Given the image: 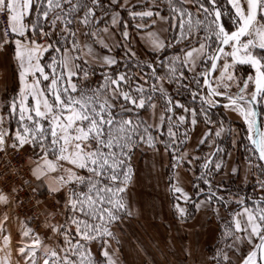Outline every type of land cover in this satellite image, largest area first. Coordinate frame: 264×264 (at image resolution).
Returning <instances> with one entry per match:
<instances>
[{"label":"snow or ice","instance_id":"1","mask_svg":"<svg viewBox=\"0 0 264 264\" xmlns=\"http://www.w3.org/2000/svg\"><path fill=\"white\" fill-rule=\"evenodd\" d=\"M137 34L150 54L138 50ZM0 50L11 51L17 83L0 101V153L36 157L19 184L6 170L0 202L32 204L46 189L50 206L60 209L45 216L62 237L58 248L23 229V264H121V233L137 214L129 196L135 163L148 152L170 157L174 174L166 184L180 223L201 212L223 221L217 248L201 264H264L257 111L264 105V0H0ZM237 65H250L254 75L238 76ZM217 109L238 114L247 144ZM224 136L232 137L231 148L219 142ZM194 138L209 151L190 152ZM240 147L249 153L247 168L259 173L262 195L250 205L221 192L224 175L241 171L232 159ZM196 163L200 175L190 192L179 170ZM41 203L49 201L35 200ZM233 203L239 211L225 218L221 208ZM56 214L63 221L54 222ZM8 219H0V264H12Z\"/></svg>","mask_w":264,"mask_h":264},{"label":"crops","instance_id":"2","mask_svg":"<svg viewBox=\"0 0 264 264\" xmlns=\"http://www.w3.org/2000/svg\"><path fill=\"white\" fill-rule=\"evenodd\" d=\"M133 2L139 4L141 0H133ZM169 35H172V33L170 32ZM137 40L138 50L150 54L147 40L141 39L140 34H137ZM14 67L15 62L12 60L11 51L0 50V75L2 79L0 82V95H4L5 92H12L17 87L12 72ZM10 87H13V90H9ZM184 99L188 101L187 96ZM216 111L218 113L217 118H223L226 123H230L234 128L241 130L242 143L247 144V141L243 140V129L246 126L238 114L221 109ZM141 115L147 114L142 112ZM262 118H264V113ZM261 126H264V119L261 121ZM197 132H199V129H197ZM231 139V136H224L220 138L219 142L222 146L231 148ZM162 151L161 149V153ZM189 151L196 155H202L208 152L209 148L206 144L197 146L196 138H194L189 146ZM247 155L249 153L244 147H240L238 150L233 149V163L237 164L241 171L239 175H224L221 192H225L223 191L224 185L230 184L235 187L249 185L250 189L254 186L258 190L259 186L256 181L259 173L255 170L250 171L247 168L244 160ZM169 160L170 157L168 156H153L151 152L140 154L136 160L135 167L138 172L132 185H130L129 196L137 214L125 223L124 230L121 233L122 247L118 254L121 264H201L202 260L214 253L220 242L218 226L223 221L211 213H196L193 218L184 223H180L174 217V209H172L170 203L171 195L166 184L169 177L174 174ZM253 160H255L254 157ZM179 171L181 186L192 192V185L197 182L196 177L200 175L199 163H196L194 167L184 165ZM52 177L55 178L53 174ZM216 179H220V177H216ZM201 186L206 189V186ZM42 190L46 192V189ZM226 194L242 195L240 192H226ZM252 197L258 198L259 196L255 193ZM251 202L248 204L250 205ZM231 211H239L235 203L227 210L221 208V214L225 218ZM0 214V219H3L6 212ZM25 223L20 218L15 221V224L8 219L6 226L15 225L20 232L24 225L27 228ZM42 241L52 248H58L62 239L52 241H44L43 239ZM21 242L22 238L11 237L9 246L14 248L13 256L19 257L17 249ZM185 249L191 251L192 255H188ZM92 251L95 255L100 253V249L95 245L92 246ZM4 255L5 249L0 235V257Z\"/></svg>","mask_w":264,"mask_h":264},{"label":"built area","instance_id":"3","mask_svg":"<svg viewBox=\"0 0 264 264\" xmlns=\"http://www.w3.org/2000/svg\"><path fill=\"white\" fill-rule=\"evenodd\" d=\"M23 158L20 157L13 158L11 154L5 158V154L0 153V190H4L7 194V190L3 188V180L5 179L4 173L6 170H13L15 175V183L19 184L21 179L27 178L29 175V162L30 157L28 153L21 154ZM20 197L24 198V190H21ZM57 199V197H56ZM11 200V197H10ZM35 200L40 201H49L48 204L41 203L38 206H35ZM58 200V199H57ZM51 199L48 197V193L43 192L42 195L37 196L33 199L32 204L25 203L23 206H19L13 202H10L15 206L16 211L20 214L23 220H25L29 228L33 229V232L36 234H42L43 230H47L48 227L45 223V216L47 215L46 211H43V207H51ZM44 236V234H42Z\"/></svg>","mask_w":264,"mask_h":264},{"label":"rangeland","instance_id":"4","mask_svg":"<svg viewBox=\"0 0 264 264\" xmlns=\"http://www.w3.org/2000/svg\"><path fill=\"white\" fill-rule=\"evenodd\" d=\"M227 20H228V17H225V21L226 22H227ZM236 73H237L238 76L245 77V78L249 74L254 75L253 72L249 71L248 69H243V68L241 69L238 65H237V68H236ZM0 74H1V72H0ZM1 80L2 79H1V75H0V82H1ZM9 90H13V87H10ZM7 94L9 96H11L13 94V91L9 92ZM3 98H4V95H0V101H2ZM262 119H264V118H262ZM5 126L7 127V125H5ZM15 127H16L15 121H13V123H12L13 130L15 129ZM28 155H29V157H31L32 160L36 159V157H32L31 156L30 152L28 153ZM28 162L30 163V161H28ZM53 175L56 177V176L59 175V173L58 172H54ZM223 191L228 192V193L240 192L242 194L241 196L246 198V202L247 203L251 202L252 200H255L256 197H252V196L255 195V193L258 196L262 195V193L260 192L259 188H258V190H256V188L253 186V188L250 189L249 185H245L243 187H235V186H233L231 184L230 185H224ZM247 198H251V199L249 200ZM57 199H59V197H57ZM0 209H1L2 212H6V214L9 216L10 222L13 223V224H15V221H17V219H19V218L22 219L20 214L16 211L15 206L13 204H11V203H8L7 206H5L2 202H0ZM46 209H47L46 213H53V212L60 213V209L59 208L53 209L52 207H49V206L47 208L43 207V211H45ZM1 211H0V213H2ZM63 219H64V217H63L62 214H56L54 216V222H61V221H63ZM25 224L27 225V228H29L27 222ZM23 228L26 229L25 225H24V227H22V230H23ZM21 231L19 232V230L16 229L15 225H11V224L8 225V226H5V228H4V234H10L11 237H15V238L16 237L22 238ZM42 234H44V236H42ZM42 234L39 233V236H40V238L42 240L44 239V241L45 240L46 241H49V240L52 241V240H61L62 239V237H57L55 234L51 233L49 229L43 230ZM1 238H2V235H1ZM7 250H8V252H10L12 264H23L20 255H19V257L13 256V252H14L13 246H9L7 248Z\"/></svg>","mask_w":264,"mask_h":264},{"label":"flooded vegetation","instance_id":"5","mask_svg":"<svg viewBox=\"0 0 264 264\" xmlns=\"http://www.w3.org/2000/svg\"><path fill=\"white\" fill-rule=\"evenodd\" d=\"M239 67L242 69H248L249 71L251 72H254L253 69H251L249 66H242V65H239ZM258 107V110H259V115H260V122L262 121V114L264 113V105H259L257 106Z\"/></svg>","mask_w":264,"mask_h":264},{"label":"water","instance_id":"6","mask_svg":"<svg viewBox=\"0 0 264 264\" xmlns=\"http://www.w3.org/2000/svg\"><path fill=\"white\" fill-rule=\"evenodd\" d=\"M242 66H249L250 67V65H242ZM251 68V67H250ZM252 69V68H251ZM254 70V69H253ZM257 111H258V114H259V110H258V107H257ZM258 121H259V123H260V125H261V122H260V115H258Z\"/></svg>","mask_w":264,"mask_h":264},{"label":"trees","instance_id":"7","mask_svg":"<svg viewBox=\"0 0 264 264\" xmlns=\"http://www.w3.org/2000/svg\"><path fill=\"white\" fill-rule=\"evenodd\" d=\"M42 191V193L44 192V190H41Z\"/></svg>","mask_w":264,"mask_h":264}]
</instances>
